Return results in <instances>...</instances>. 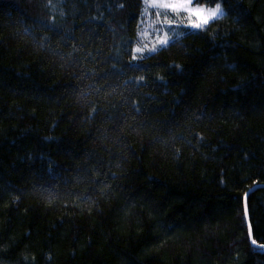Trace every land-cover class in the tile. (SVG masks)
I'll return each mask as SVG.
<instances>
[{"label":"trees","instance_id":"16d2710c","mask_svg":"<svg viewBox=\"0 0 264 264\" xmlns=\"http://www.w3.org/2000/svg\"><path fill=\"white\" fill-rule=\"evenodd\" d=\"M217 3L0 0V264H264V0Z\"/></svg>","mask_w":264,"mask_h":264},{"label":"snow or ice","instance_id":"6c2138e0","mask_svg":"<svg viewBox=\"0 0 264 264\" xmlns=\"http://www.w3.org/2000/svg\"><path fill=\"white\" fill-rule=\"evenodd\" d=\"M195 2L196 6H193ZM201 0H183V3L181 5H172V4H167V3H159L156 6L158 7H164V8H172L174 11L176 10H184L188 13L189 16V22L193 24L194 27H201L203 24H207L211 18L219 16H223L224 13L220 7V4L217 3L216 7L213 9H204L200 7ZM157 15H160V13H157ZM197 16L198 22H194L191 20L192 16ZM166 17V14H165ZM165 22L167 21V18H165ZM160 43H166L167 38L165 37L164 39H161L159 41ZM155 50V49H153ZM137 53H140L143 51L142 48H136L135 50ZM133 59H136V57H133Z\"/></svg>","mask_w":264,"mask_h":264},{"label":"rangeland","instance_id":"374dc122","mask_svg":"<svg viewBox=\"0 0 264 264\" xmlns=\"http://www.w3.org/2000/svg\"><path fill=\"white\" fill-rule=\"evenodd\" d=\"M149 1H150V5H152V6L153 5L156 6L159 3H167V4H172V5H181L183 3V0H149ZM193 6H196L195 2L193 4ZM156 7H158V6H156ZM200 7L204 8L206 10L215 8V7L210 8V7H206V6H200ZM158 8L162 9V11H160V15L158 16V18L161 21L165 22V18H167V21H169V22H165L166 24H171V25L183 24V25L189 26L190 28H193V29H201V28L207 26L210 22L221 17L218 15L217 17L211 18L207 24H203L201 27L197 28V27H194L193 24L189 22V16H188V13L186 11H184V10L174 11L170 7L169 8L158 7ZM163 9H166V10H163ZM221 9L223 11L222 7H221ZM165 14H166V17H165ZM191 20L194 22H198V18L195 15L191 17Z\"/></svg>","mask_w":264,"mask_h":264},{"label":"water","instance_id":"95a60500","mask_svg":"<svg viewBox=\"0 0 264 264\" xmlns=\"http://www.w3.org/2000/svg\"><path fill=\"white\" fill-rule=\"evenodd\" d=\"M251 193H252V191H250V192L247 193V195H246V202H247L248 197H249V195H250ZM246 209H247V212H248V207H247V205H246Z\"/></svg>","mask_w":264,"mask_h":264}]
</instances>
